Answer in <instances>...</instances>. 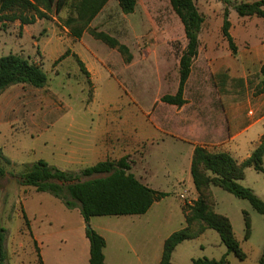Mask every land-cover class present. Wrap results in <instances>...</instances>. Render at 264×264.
I'll list each match as a JSON object with an SVG mask.
<instances>
[{
    "label": "rangeland",
    "instance_id": "obj_1",
    "mask_svg": "<svg viewBox=\"0 0 264 264\" xmlns=\"http://www.w3.org/2000/svg\"><path fill=\"white\" fill-rule=\"evenodd\" d=\"M193 1L203 15V22L198 53L184 85L185 102L181 106L160 100L162 95L176 91L178 59L186 43L182 23L169 0H136L129 13L121 11L116 0H108L88 23V29L103 31L125 44L131 54L129 61L116 48L92 36L87 28L80 37H75L71 26L77 24L68 25L64 21L72 12L70 6L58 13L50 10L47 18L36 23L20 27L14 21L0 27V55L21 54L39 63L46 74L43 86L14 84L7 91L17 96L13 101L15 110L11 123L0 124V137L14 160L12 165L0 160L7 172L0 178V223L6 229L5 240L11 241L10 245L5 241L7 264H40L35 251L38 245L30 236L29 220L27 228L22 218V199L30 195L31 207L37 210L32 228L42 241L39 252L43 264H88L76 252L86 225L111 244L123 239L155 243L185 225L182 206L186 208L197 195L189 173L190 149L203 143L207 150L215 151L217 140L212 137L221 139L226 135L225 129L220 130L225 125L223 104L226 103L222 102V95H239L240 102L249 99L250 106L256 104L259 94L254 84L260 79L258 67L264 60V52L255 53L249 43L231 52L221 34L223 3L220 0ZM228 8L235 34L238 15L232 4ZM246 19L247 27L250 26L249 42H264V19L254 15ZM74 54L84 63L87 74L81 71ZM224 70L227 77L221 86L217 73ZM259 126L255 124L248 130L251 138L256 136ZM95 143L105 145L106 153L88 158L87 146L93 147ZM70 146L80 147L76 160L65 159L63 151ZM121 156H126L130 171L139 180L168 193L155 201L147 214L133 220L121 215H98L89 217L82 226L84 220L78 208H66L51 194L16 181L24 163L38 159L79 174L82 168L98 160ZM99 176L104 174H79L78 179ZM239 183L264 201V172L247 166ZM208 193L211 207L229 218L246 257L239 259L232 252L226 253L218 233L206 228L176 245L171 264H192V258L219 259L224 254L230 264H259L264 245V217L246 199L219 186L211 185ZM38 198L43 202L36 204ZM244 211L250 220V235L246 239ZM195 228L193 224L191 229ZM18 231L23 233L20 237ZM113 264L124 262L116 259Z\"/></svg>",
    "mask_w": 264,
    "mask_h": 264
},
{
    "label": "trees",
    "instance_id": "obj_2",
    "mask_svg": "<svg viewBox=\"0 0 264 264\" xmlns=\"http://www.w3.org/2000/svg\"><path fill=\"white\" fill-rule=\"evenodd\" d=\"M108 0H0V27L9 22L18 21L19 26L30 24L36 19L47 18V12L53 10L58 13L63 7L70 6L72 12L65 18V23L71 26L72 34L80 37L84 29L102 40L111 48L122 54L126 61L131 59L128 47L120 43L115 37L94 29H88V23L99 12ZM124 13L132 12L136 0H116ZM223 3L221 34L226 39L229 49L235 53L237 46L230 34L229 5L238 16H257L264 19V0L251 2L244 0H220ZM169 3L180 19L186 39L185 47L178 59V84L173 94L167 93L160 100L167 104L181 106L185 99L183 90L191 70V64L198 53L199 32L203 22V15L198 11L193 0H169ZM68 53L65 51L59 59ZM76 61L84 73H88L84 63L74 54ZM56 60V61H57ZM55 61V62H56ZM260 79L256 84V94L264 93V62L259 68ZM221 86L226 82L224 71L217 73ZM46 74L41 65L28 57L18 53L9 52L0 55V92L12 84H30L35 87L43 86ZM222 102L234 103L242 98L239 95L221 96ZM264 156V134L259 138L258 144L250 154L238 162L226 151H209L203 145H195L189 165V173L196 198L191 203L182 206L185 225L166 236L163 240L159 264H171V253L176 245L183 239L196 237L206 228L214 229L226 247V253L232 252L239 259L246 257L238 240L235 238L229 218L216 212L210 205L208 198L209 187L219 186L236 197L246 199L250 205L264 217V201L253 191L239 183L244 178V168L252 166L255 170L264 172L262 159ZM0 160L7 165L12 162L5 156L0 148ZM80 175L104 176L79 180V174L61 169L49 164L44 159L31 163H24V169L16 174V181L20 184L30 185L36 191L47 192L59 199L66 208H78L85 223L89 217L98 215H131L145 213L153 202L163 198L168 193L154 189L139 180L131 171L126 156L118 159L106 158L86 166L79 171ZM0 165V178L6 174ZM27 228L28 220L23 214ZM244 238L250 235V220L246 211L243 212ZM195 224L196 228L191 229ZM85 236L89 241L88 264H106L104 262V237L86 225ZM6 229L0 223V264L6 263L5 250ZM33 242L36 244L35 240ZM39 263L42 259L38 247L35 248ZM222 255L219 259L192 258V264H230ZM259 264H264V245Z\"/></svg>",
    "mask_w": 264,
    "mask_h": 264
},
{
    "label": "crops",
    "instance_id": "obj_3",
    "mask_svg": "<svg viewBox=\"0 0 264 264\" xmlns=\"http://www.w3.org/2000/svg\"><path fill=\"white\" fill-rule=\"evenodd\" d=\"M229 15H230V12H229ZM248 17L249 16H238L237 17V21H236L237 31L235 32L236 36L235 34H233L234 24L229 20L230 21V28H229L230 34L232 35L233 39L235 38L236 40L235 44L237 46V49H240L242 45H246L247 43H249L250 47H254L255 53L264 52V42H262L261 40L259 41L258 44H256V41H253L251 43L249 42V36H250L249 27L250 26L247 27L245 23V21L247 20L246 18ZM38 21L39 19H37L35 23ZM17 23L19 25L18 21ZM24 25L25 24H23L22 26ZM263 38H264V35H263ZM252 50L253 48H249V51H252ZM263 62L264 60L259 63L258 68H260ZM245 82H246V79H245ZM258 82H259V79L255 81L254 85H256ZM12 86H14V84L6 87L2 92H0V124L1 123H6V124L11 123V114H13L12 112L15 110L13 109L14 108L13 101L15 100V98H17V96L7 94V91L10 88H12ZM250 103H251L250 100L247 99L246 101L243 100L241 102L237 101L231 104H227V103L223 104L224 116H225L223 121L225 125L222 124V126L220 127L221 128L220 130L222 131L223 129H225L226 135L221 139H219L217 136H214V137L210 136L214 138L215 140H217L216 142L217 150L215 151H220V150L226 151L238 162L242 161L250 154V152L258 144L260 136L264 134V108H263L264 107V93L259 94L258 97L255 99L256 104H254L253 106H250ZM255 124H260V126L256 133V136L254 138H251L248 135V130L252 128ZM220 130L219 131L216 130L214 132H218L220 134L221 132ZM0 135H1V130H0ZM46 142L47 140L44 141V143ZM5 145H6L5 141H3L0 137V148H1L2 153L5 156H7L12 162H14L13 156H10L9 154H7ZM195 145H199V144L193 145L192 149H190L191 154H192V150ZM202 145L205 146V144L203 143ZM95 146L92 147V144L87 146L88 158L94 155L101 156L104 153H106L105 145L101 146L95 143ZM79 151H80V147H78L77 149V147L70 146L68 149H65L63 151V154L65 156V159L68 158L71 160H76L77 156H79ZM51 165H55L61 169H66L65 167L64 168L61 167L60 164H51ZM35 194L36 193H34L33 195ZM31 196L32 195L26 196L22 199V209H23V214H25L26 218H28L29 220V224L31 228L30 236H32V238L35 240V242L38 245V249H40L42 246V241L36 236L32 228V219L36 218L37 210L31 207L32 203L29 201ZM41 202H43L41 198H38L37 200L35 199L36 204L41 203ZM152 205L143 214H131V215H121V216L123 218L133 220L134 218H138V216L140 215L147 214L148 211L151 209ZM41 212L42 210H40V213ZM41 214H43V216H45L46 218L48 217L45 212H42ZM83 222L84 221H82V226H83ZM84 229L85 228L83 226V234H84L83 236L84 237H80V243H79L80 247L79 249L77 247L76 252H78V254L81 255L84 259H87V262H88L89 241L87 237L85 236ZM16 233L18 234L19 237L21 234H23L19 231ZM104 239H105V245L103 247V255H104V262L106 264H113L114 260L116 259L122 260L124 264H132L133 261L135 264H144L145 258L147 259L145 264H159L164 238L163 239L159 238V240H156L155 243H150V244L148 242L144 244L143 241L142 243H140L138 240L123 239L121 241H116L119 243H114L115 245L111 244L109 240H107V238L104 237ZM5 241L7 245H10L11 241L9 240V238H7V240ZM116 245L119 246L120 248H114V246ZM143 246H147V247L143 248ZM132 257H134L135 259Z\"/></svg>",
    "mask_w": 264,
    "mask_h": 264
}]
</instances>
